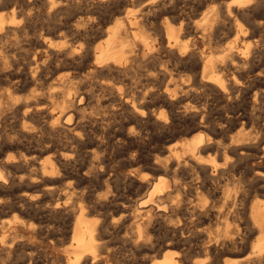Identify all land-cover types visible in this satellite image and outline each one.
I'll return each instance as SVG.
<instances>
[{
	"label": "bare ground",
	"instance_id": "1",
	"mask_svg": "<svg viewBox=\"0 0 264 264\" xmlns=\"http://www.w3.org/2000/svg\"><path fill=\"white\" fill-rule=\"evenodd\" d=\"M10 1H11V6L10 5L7 6V5L3 4L0 1V38L4 37L5 35H7L9 33H11V44H12L13 42L19 40L20 37L27 36L29 34L28 33L29 32V28L31 27L32 30H33V34L34 35H33V37L30 38V40L33 41L34 43L38 44L37 46H39L34 51L33 56L30 59V61L28 62V64H22V65L18 66L20 62L17 63V62H15L14 59H11V74L15 73L14 75L17 77L18 81L24 79V80H27L29 82L36 83L37 81L41 82V80H45L44 72H45V70L47 68H49L51 66L52 63H53V67L51 68L52 73L58 71L61 67H65V66L67 67V65H71V64H75L76 65V64H81V63L86 65L87 71L84 74H80L82 78H80L79 80L75 79V77L72 76V75H68L66 77H59L55 81L56 82V86L53 85L55 87V89L54 88L52 90L51 89L50 90L47 89V91L40 92V93L38 91L36 92V90L32 91L31 95L29 97L23 99V100H19L16 96H13V92L16 90V88H15V90L13 89L14 90L13 92L8 90L7 88H6V90L0 91V117H1V113L3 111L10 110L12 112H16L17 114H20L23 119H26V118L40 119V118H43L44 121H45V122L43 121L44 122V128L49 129L50 134L52 135V137H51L53 139V141H52L53 143L51 142L52 144H54L55 146H58L59 144H58L57 137L61 133H65L67 135L68 141L71 144H74L76 146H81L84 143V141L87 140L88 136L91 135V133L88 134V132H86V131L84 132L82 129L78 128L79 126L77 124L76 119H78L77 117H78V113L79 112L77 113L76 107L73 106V104L75 102H77L78 104H81L86 99H88L86 93L82 90V86L86 82H89L88 80L90 78H94V77L99 76L100 74H104V73L119 72L121 70H124L126 68L127 64H131L133 61H136L138 59H141V61L149 60V61L155 63V61H156L155 60L156 59L155 56L158 55V52L160 54V51L166 53L167 56L179 58L181 60V67L184 70H187L188 73H189L188 76H189L190 82L188 84H178V83L176 84L175 79H174V75H175V72H177V69L176 70L174 69L173 71L172 70L168 71V70H161L160 69L158 72H156V75H153L152 77L148 78L149 81L153 82L151 87L147 88L149 85L145 84L142 87L144 90H133V92L131 94L128 92L129 91L128 89H127L128 91H126V93L123 94V95H119L118 96V95H116L114 93L116 96H118L117 98L120 99V101L123 102L124 105H128L130 107L128 110H130V109L132 110L131 111L133 113L132 117H134L135 119L138 118L139 120H141V119L151 120L152 119V120H154V122L156 124H160L162 127L170 126V124H168V122H169L168 119H169L170 115H168V114L171 113L173 108L180 107L182 109L181 110L182 112H180V113H183L182 116H181L182 119L184 121H190L191 122V125L187 128V130H186L187 132L186 133L187 134L188 133H193L192 134L193 136H191L190 139H188V140L182 142V144H180V145H182V155H180L176 150L170 149V150H168V153L166 155L167 157H166V160L164 161V164H162V165H157L156 164L155 166H154V164H152L154 166L153 172L157 176H154L156 178L153 177V179H155V181L152 182V179H151L150 182H152V184H151L150 189L148 188L149 191H147L148 189L146 190L147 191L146 197L143 198L141 201L138 200V202L135 205L130 206V204H129L130 211L127 212V213H122L121 212V214H122L121 215L122 216L121 220L119 221V224L117 223L116 225L115 224L113 225L114 229L124 228L126 230L129 226L132 227L133 230H134L133 231L134 234H132L131 236L129 235L130 236L129 237V239H130L129 241H131V246L134 247L137 252H142L143 249L146 250V249L151 248L153 246V244L155 243L154 242V235L152 233V231L155 230L154 223L155 224L159 223V224L165 225L169 229V231L172 233V236H174V235L179 233L181 235V237H182L181 240H183V241L185 239H188V241L192 240L194 242L193 244H194L195 248H198L199 250H203L204 251V250H207V249H211L213 251L218 252L220 250H223L224 247H229V246L235 245V246L239 247L240 251H245L246 249H248V252L246 254H244L245 256H243L245 258L243 264H264V202H262V203H259V202H256V201L247 202V195H246L247 193H246L245 190L244 191L242 190V187L245 184V183L241 184L243 181L242 182L240 181L241 182L240 184L242 185V187L240 185H238V187L239 186L241 187L240 190L242 192L241 193L238 192V193H240L238 195H237V193L234 196L231 195L232 197H235V199L231 201L227 211H225V212L223 211L224 213H222V211L218 210L217 213H216L219 217H221V218L223 217L224 222L226 223V224H224L222 226L225 227V225H226V228H227L228 223L231 220H232L231 222H233V220H235L236 222H238V224H240V231L237 230L234 233L233 232L230 233L229 230L227 231V229L230 227V225H232L231 222H230V225H228V228L226 230L224 229L225 231H224V234L222 236V240L221 239L220 240L217 239V240H219L217 242V241H211L210 236L206 232H204L202 230H195L194 227L191 226V224H193V223L195 224V220H197V219L198 220H200V219L201 220L202 219H209V218L213 219L212 216H214L215 214L210 211L211 210V209H209V208H211L210 205L209 204H208L209 206L201 205V207H199V208H192V209H190V207L187 209V206L184 208L183 206H181L179 204H176V203H170V204L167 203L168 204L167 205L164 200H165V198H166V200L170 199V198H168L169 195H170L169 193H170V191L172 189V185L175 186L176 180L173 179L175 184L174 183L173 184H169V182L166 180L167 178L165 179V176L161 174V173H166L167 172L168 168L171 165V159H173L174 162H176V166H177L178 164H181L180 158L181 157H185V158L188 159L187 160V163H188L187 166L190 165L196 171H200V172H202L204 174L206 173L211 178L214 179V178H216L215 177L216 175L222 174L224 171L226 172L227 170H229L230 167H233L234 163L236 162V160H239V161H241L242 159H246L247 160V158L249 156L252 157L251 156L252 153L249 151V147L251 146V142H249V141L252 138L251 137V131H245L246 127L249 128L248 125H250V126L252 125V127H253L252 132H253V134H255V136H261V139L263 138V140H264V119L262 118L264 116V66L263 67H259L258 63L261 60H259L258 63H256L254 61L256 59L253 58L254 56H248L247 55L248 52H247V54H242V55L238 54L237 47L235 45L240 38L246 37V35H248L249 33H251L252 35H253V33L256 34L254 31L259 30L261 28H264V22L262 20H255V19H253L250 16V15H252L255 12V10L264 7V0H228V1L226 0L227 2H224L222 4H217V5L213 4L211 6L208 5L207 8L205 7V9H203V11H201V17H199L200 18L199 21L197 19H195V20L198 21L197 22V26L195 27V32L198 34V36L201 38V40H203L208 35L207 33L210 32L211 29H213L215 26L216 27H219V26L220 27H224L226 25L227 26L229 25L228 29H229L230 32L233 33L232 41L228 44V46H226L224 48V50L222 51V54L220 53L221 55L218 53V55H220V56L216 55L217 57L213 56V54L212 55L209 54L207 52V50L205 51V49L198 48V46L195 45V43L192 41V39H190V37H188L189 34H190L189 33V29H188V27L184 26L185 24L183 23L182 20L179 21V24L177 26L173 25L170 22L168 17H167L168 20H166L164 23H160V24H156L155 23L158 15L160 13H165V12L172 11L173 9H175L176 0H151L149 2L145 1L146 3H144L141 6L142 8L140 7V5L137 6V7L141 8L138 11L134 10V8H132L133 10H130L128 8L129 9L128 11L114 13L111 16H106V15H103L101 13L88 11L89 7H87V9H86L87 11H83V12L79 11L75 15H73L70 19H67L65 21H61L59 19L60 22L57 21L58 23H52L51 22L52 23L51 26L48 27V28H45V29L41 28V27L37 28V26H34V27L31 26L30 21H33V20H30L29 19L30 15L23 9L22 6L17 4V2L19 0H8V2H10ZM24 1H26L28 4H32V3L36 4L37 0H24ZM44 1H46V5H47V8H46V11H47L46 14L47 15L46 16H48V18L49 17H51V18L52 17H57L60 14H63V13H59V10L56 9L55 5L51 4L47 0H44ZM100 1H104V0H100ZM193 1H195V3L197 2V0H193ZM8 2H7V4H8ZM132 4H134V3H132ZM124 7H125V5H124ZM198 14H199V12H198ZM198 14H196V15L198 16ZM62 16H64V15H62ZM173 16H175V15H172V16L170 15V17H173ZM185 16H187V15H185ZM177 17H178V15H177ZM243 18L247 19L246 26H243V24H242L241 19H243ZM62 20H64V19H62ZM46 24H47V22H46ZM221 30L222 29H220V31ZM152 31H154V33ZM254 39H256V38L254 37ZM254 39H253V41H254ZM225 40H227V39L225 38ZM230 40H231V38H230ZM238 43H240V42H238ZM245 43L246 42H244V44ZM248 43H250V42H248ZM258 44H260V42ZM246 46H247V44H246ZM251 46H252V43H251ZM250 47H249V49H250ZM11 48L13 49L12 46H11ZM38 48H40V50H38ZM263 48H264V46H263ZM258 52H259V50H258ZM41 53L44 54L45 58H44V60L42 62H38V60L36 58L37 57L36 55H38V54L40 55ZM253 55H255V54H253ZM0 59H2V58L0 57ZM263 59H264V57H263ZM55 61H59V62L54 65ZM145 63H147V62H145ZM174 66H175V64H174ZM69 73H70V71H69ZM167 78H168V80H166ZM97 80H100V78L97 79ZM164 81H165V83H164ZM255 84H259V87L256 88L254 86L251 89H249L251 86H253ZM84 87H87V86L84 85ZM97 87H98V85H97ZM196 87H206V88L212 89L214 91L216 90L218 93H220V95L223 96L224 100H226L229 103V105H230V103L231 104L232 103H236L237 104L239 101L248 103L249 100H250V111H247V108L246 109H239L240 107L239 108H234V107L231 108L230 107L231 109L228 110L229 112L227 113V116L225 115V119H223L224 120L223 126L228 128V132H227V134H225L226 135V140H227L226 143H224L225 141L223 143L221 141V143H220L219 142L220 138L219 139L217 138L218 135L223 134V131H224L223 128L224 127L223 128L222 127L219 128V126L216 127V123L214 122L216 119H214V121H213L209 117V115H206L205 113H202V111L199 110L200 108H198V106H197L198 105L197 102H196V104H197L196 105L194 103L192 104L189 101L188 98H189L191 92ZM24 88H26V87H24ZM135 88H136V86H135ZM44 90H46V89H44ZM123 90H124V88H123ZM109 93H111V92L109 91ZM109 93H108V95H109ZM194 93H192V95ZM140 94H144V95L145 94H149V97H150V95L154 96L155 94H157L160 97V99H161V103L163 102V104L166 107L163 108L162 111L160 110L158 115H156V113H155L156 111L154 112V111H150L149 110L148 111L149 113H146V105L143 104L142 102H139L138 99H137ZM91 96H92V94H91ZM123 96H124V99H122ZM145 96H147V95H145ZM110 99H109V101H110ZM149 99H151V98H149ZM112 101H113V99H112ZM144 101H146V100H144ZM77 103H75V104H77ZM151 104H153V103H151ZM121 105H122V103H121ZM226 105H227V103H226ZM159 106H161V104ZM79 107H81V106L79 105ZM199 107H200V105H199ZM180 108L178 110H180ZM226 111H224V112H226ZM208 113H209V111H208ZM129 114H130V112H129ZM121 115H122V112H121ZM221 116H223V115H221ZM198 118H199V121L197 122ZM203 122L206 123V124H204ZM16 124H18V122ZM176 125L177 124H175V126ZM97 128H99V127H97ZM159 128H160V126H159ZM204 128L205 129L208 128L209 130H211V132L210 133H207V132L204 133L205 130L202 131ZM249 129H247V130H249ZM1 130L2 129H0V142H4L8 136L6 137L5 134L1 133ZM21 131H23V130H21ZM16 132H17V130H16ZM23 132L26 133V134H29V131L24 130ZM132 132H134V131H132ZM12 133H14V132H12ZM123 133H125V132H123ZM103 134L106 135V133H103ZM109 134H111V133H109ZM96 135H97V133H96ZM119 136H121V135H119ZM108 139H109V137H108ZM38 140L40 141V139H38ZM22 141H23V139H22ZM172 143H173V141H172ZM125 144H126V142H125ZM4 145H6V144H4ZM47 145H48V143H47ZM253 145L255 146V144H253ZM37 146H38V144H37ZM260 146L261 147L258 148L257 157L259 159L263 160L264 159V141H263L262 145H260ZM61 147H62V145H61ZM92 147H94V146H92ZM4 148H5V146H4ZM98 148H99V145H98ZM118 148H119V146H118ZM54 149H55V147H54ZM68 149H66V146H65V148H63L61 150H58V153L48 154V155L43 156V154L45 152H47V150H48V147L45 148V146H44L43 149H38L35 152H33L31 156H28V157H25V156H13L12 160H8V161L9 162L12 161V163L20 164L23 167L31 165L33 173H35L37 175H41L43 177H46L47 179H52L53 174H57V172H59V170L62 168L63 162H68L69 160H71L70 157H69V155L71 153H68L69 152V151H67ZM94 149H96V148H94ZM211 149L212 150L214 149L215 153H217L218 150L221 151L222 157H223V159H222L223 161L222 162H220V161L217 162L216 161L217 160L216 159L217 155H215V154H213V155H215V159H214L213 156H212L213 158L211 157L212 159H210V160H208L206 158V156L211 155V153H210ZM166 150H167V148H166ZM55 151H56V149H55ZM82 153H83V151H82ZM255 153H256V151H255ZM1 154L2 153H0V155ZM217 154H219V152ZM92 156H94V155H92ZM157 156H158V154H157ZM133 157H135V156H133ZM85 158H87V157H85ZM98 158L100 159V157H98ZM103 158H101V160ZM129 158H131V157H129ZM253 158H251V159H253ZM134 159H136V158H134ZM88 160H89V158H88ZM95 161H96V159H95ZM128 161H129V159H128ZM85 162H86V160H85ZM133 163H135V162H133ZM89 164H91V163H89ZM184 166H186V165H184ZM239 167H241V166H239ZM13 168L14 167H12V169ZM67 168H69V167H67ZM234 168L235 167H233V169ZM89 169H86V171L87 170L89 171ZM149 169H151V167ZM186 169L187 168H185V171H187ZM8 170H10V168ZM8 170L5 169V165L4 164L0 165V189H4V188L7 189L9 184L13 180V178L10 175ZM65 170H68V169H65ZM10 171L12 172V170H10ZM77 171H79V170H77ZM188 173H190V172L188 171L187 174ZM229 173L230 172H228V174ZM235 173L237 174V172H235ZM76 174H78V173H76ZM253 174H254L253 177L255 179L258 178V179L264 180V172L263 171L257 170ZM195 175H197V174H195ZM208 175L206 177H208ZM230 175L231 176L233 175L232 171H231ZM230 175H228V176H230ZM102 176L104 177L103 174H102ZM220 176H222V175H220ZM174 177L176 178V176H174ZM232 178H234V177L232 176ZM79 180H81V179L79 178ZM208 180H209V178H208ZM224 180H225V178H224ZM230 180L233 181L232 179H229V182H230ZM238 180H239V177H238ZM238 180L236 181L237 184H238ZM250 180H252V179H250ZM135 182L138 185L137 187H139V188L144 186L143 182H141L140 180L139 181H135ZM144 182H145V180H144ZM19 183H20V180H19ZM104 183H106V182H104ZM27 184H29V183H27ZM146 184H147V182H146ZM202 184H203V182H202ZM23 185H21V186H23ZM147 187H149V186H147ZM233 187H234V185H233ZM250 187H251V183H250ZM51 189H52L51 187L42 189L41 193L39 195L37 194L38 196L36 195L37 196V197H35L36 200H34L33 202H30L31 199H27L26 196H24L23 198L27 199V201L29 200L28 203L29 204H33L37 208V204H39L43 200V197L45 195H49L51 197V193H53V191ZM21 190H22V188H21ZM214 191H216V189ZM231 192H233V191H230V193ZM235 192H237V191H235ZM218 193H219V191H218ZM228 193H229V191H228ZM228 193L226 194V197H225L226 199H227ZM52 195H54V194H52ZM61 196H63V195L59 194L57 196V198H55L56 199L55 201H51V203L49 202V204L47 205V210H49L50 212H54V213L55 212L59 213L62 210L64 212V210H67V208H68V206H67L68 200L65 201V202H60L59 200H60ZM70 196H72V195H70ZM178 196H179V193H178ZM228 197L231 198L229 195H228ZM253 197H255V196H253ZM7 198H9V197H7ZM113 198H114V196H113ZM215 198H216V196H215ZM53 199H54V197H53ZM84 200H85V198H84ZM262 200H263V197H262ZM132 201H135V200L132 199ZM2 202H0V206H1ZM226 202L228 203V201H226ZM25 203H26V201H25ZM25 203H23V204H25ZM45 204H46V202H45ZM108 204H109V202H108ZM133 204H134V202H133ZM40 206H42V205H40ZM101 206H102V204H101ZM223 206H224V204H223ZM120 207L122 209H124V211H127V206L121 205ZM24 208H25V206H24ZM97 209H100V208H97ZM122 209H120V210H122ZM222 209H223V207H222ZM93 210H95V209H93ZM101 210H102V208H101ZM86 212L87 211L85 210V208L81 206L79 208V210H78V213L73 216L74 218L72 219L73 221H72V225H71V229H70L69 242H68V244L66 246V249H65L66 257H65V260H64V264H101V262L103 264V261H102L103 255L98 253L97 250L103 244V242L106 241V239L105 240H103V239L105 238V235H107L108 227L105 226L102 223H99V222L95 221V220L87 219L86 218ZM61 213L62 212H60V214ZM99 214H100V212H99ZM42 216H44V215H42ZM68 216H70V215L68 214ZM89 218H91V217H89ZM110 218L112 219V217H110ZM125 218H129L130 223L125 224V222H126ZM56 219L58 220L57 217H56ZM92 219H93V217H92ZM96 220H97V218H96ZM64 221H65V218H64ZM67 221H68V219H67ZM214 222H215V220H214ZM219 223H222V222H218V224ZM8 224H9V222H8ZM18 224H20V223H18ZM48 224H50V223H47V226H48ZM106 224H107V222H106ZM234 224H236V223H234ZM13 225H14V223H13ZM215 225L217 227V224H215ZM238 226L239 225H237L236 227H238ZM6 227H7V223H6V225L0 224V229H4ZM205 227H206V225H205ZM34 228H35V226H34ZM37 228H39V227H37ZM41 228H42V226H41ZM153 228H154V230H153ZM162 228H163V226H162ZM167 228L164 227V229H167ZM66 229H65V231H66ZM128 230H129V228H128ZM131 230H130V232H131ZM28 232H30V231H28ZM38 232H39V230H38ZM53 232H56V231H53ZM63 232H64V230H63ZM117 232H119V231H117ZM184 233H187V235L185 237L182 236ZM219 233H220V236H221V232H219ZM254 233H256L258 235V238L254 242H252V241H250V239L252 238ZM4 234H6V233H4ZM20 234H22V233H20ZM47 234H49V233H47ZM112 234H109V235L112 236ZM163 234H165V233H163ZM160 235H162V234H160ZM16 236H15V238L18 237V236L17 237ZM52 236H53V234H52ZM215 236H217V235H215ZM121 238L123 239V237H121ZM175 238H177V237L175 236ZM253 238H254V236H253ZM113 239H115V236L113 237ZM124 239H125V237H124ZM164 239H166V237ZM55 240H56V238L54 239V241ZM22 241H24V240H22ZM39 242H41V241L39 240ZM22 243H24V242H22ZM22 243H20V244H22ZM105 243H107V242H105ZM111 243H113V242H111ZM177 243H178V241H177ZM4 244H5V242H4V239H3L1 245H4ZM29 244H31V243H29ZM34 245L35 244H33V246ZM121 245H122V242H121ZM173 245H175V244H173L172 242L166 241V242L162 243L160 248L158 247L159 248L158 250H156V248H155L156 252L154 253V255H160V257L154 258V260H151L148 264H195L193 261H189L187 259L186 255L182 254L183 252H181V251L178 252L177 256H174L172 253H168L167 252L168 251V247L173 246ZM108 246H109V244H108ZM20 247H22V246H20ZM31 247H32V245H31ZM111 247H112V244L110 245L109 249ZM127 247H128V245H127ZM2 248L6 249L8 247L2 246ZM33 248H35V247H33ZM104 248H106V247H104ZM119 249H118V252H119ZM191 249H193V245H192ZM234 249H235V247H234ZM19 250H20V248H19ZM22 250H20V251H22ZM189 250H190V248H189ZM0 251L2 252V250H0ZM115 251H116V249H115ZM123 251H122V253H123ZM126 251H129V250H126ZM232 251H233V249H232ZM226 252H227V249H226ZM120 253H121V251H120ZM132 253H133V251H132ZM149 253H151V252H149ZM230 253H232V252H230ZM129 254H131V253H129ZM27 255H29V254H27ZM132 255L133 254H131V256ZM60 256H62V255H60ZM142 256H144V255H142ZM134 257H137V256H134ZM206 257H208V256H205V258ZM152 258H153V256H152ZM213 258H215V257H213ZM233 258L235 259V260L233 259L234 261L231 260L230 262L228 261V262H225L224 264H238V262L240 260L239 257L237 259L235 257H233ZM113 259H115V258H113ZM208 259H209V257H208ZM22 260H23V258H22ZM202 260L203 259H201V262L205 263L207 258H206V260L204 259L205 261L204 260L202 261ZM236 260H238L237 263L235 262ZM126 261H127V259H126ZM209 261H210V259H209ZM241 263H242V261H241Z\"/></svg>",
	"mask_w": 264,
	"mask_h": 264
},
{
	"label": "rangeland",
	"instance_id": "2",
	"mask_svg": "<svg viewBox=\"0 0 264 264\" xmlns=\"http://www.w3.org/2000/svg\"><path fill=\"white\" fill-rule=\"evenodd\" d=\"M0 1L3 4L7 5V6L8 5L11 6V1L10 2H8V0H0ZM47 1H49L51 4L55 5L56 9L59 10V13H63V14H60L57 17H52V18L49 17L48 18V16H46L47 15L46 14L47 5H46V1H44V0H37L36 4L35 3L28 4L24 0L23 1L19 0L17 2V4L22 6L23 9L30 15L29 19L33 20V21H30L31 26H33V27L37 26V28L41 27V28L45 29V28L50 27L52 23H58V22H60V20L61 21H65L67 19H70L73 15H75L79 11H81V12L87 11L86 10L87 7H89L88 11L101 13V14L106 15V16H111L114 13H119V12H123V11L125 12V11H128L129 9L133 10L132 8H134V10L138 11V10H140L142 8L141 6L144 3H146L145 1L149 2L151 0H126V1L125 0H104V1H100V0H86V1L85 0H47ZM227 1L226 0H222V1L221 0H197V2L195 3V1H193V0H176L175 9H173L172 11L165 12V13H160L158 15L155 23L156 24L164 23L166 20H168L167 19V17H168L170 22L173 25L177 26L179 24V21L182 20L183 23L185 24L184 26L188 27V29H189V33L190 34H189L188 37H190V39H192V41L195 43L196 46H198V48L205 49V51L207 50V52L209 54H211V55L213 54V56H216V55L220 56L222 54V51L224 50V48L226 46H228V44L233 39V33L230 32L229 29H228L229 25L228 26L226 25L224 27H220V26L216 27L215 26L213 29H211L210 32L207 33L208 35L203 40H201V38L195 32V27L197 26V22L200 19L199 17H201V11H203V9H205V7L207 8L208 5L211 6L213 4H216V5L217 4H222V3L227 2ZM7 2H8V4H7ZM132 3H134V4H132ZM124 5H125V7H124ZM139 5H140L141 8L137 7ZM262 11L264 12V7L255 10V12L252 15H250V16L253 19H255V20H262L264 22V16H263L264 13ZM198 12H199V14H198ZM196 14H198V16ZM62 15H64V16H62ZM170 15L171 16L175 15V16H173L174 17L173 18V17H170ZM177 15H178L179 18L177 17ZM185 15H187V16H185ZM61 18L64 19V20H62ZM195 19H197L198 21L195 20ZM241 21H242L243 26H246L247 19L243 18V19H241ZM46 22H47V24H46ZM220 29H222V30L220 31ZM152 32L154 33V31H152ZM254 32L256 34L253 33V35H252L251 33H249L248 35H246V37L240 38L235 45L237 47L238 54L242 55V54H247V52H248L247 55L248 56H254L253 58L256 59V60H254L256 63H258V61L261 60L258 64H259V67H263L264 66L263 65L264 64V59H263V57H264V55H263L264 54V51H263L264 50V48H263V46H264V28H261L259 30L254 31ZM28 33L29 34L27 36L20 37L19 40L13 42L12 44H11V33H9V34L5 35L4 37L0 38V55H1L0 57L2 58V59H0V61H1L0 62V75H1L0 76V91L6 90V88H7L8 90L13 92L15 90V88H16V90L13 92V96H16L19 100H23V99L29 97L31 95L32 91L36 90V92L38 91L40 93V92L47 91V89L48 90H50V89L52 90L53 88L55 89V87L53 85L56 86V82L55 81L59 77H66L68 75H72L77 80L82 78L80 74H84L87 71V68H86L85 64L81 63V64H76V65L75 64L67 65V67L66 66L65 67H61L58 71L52 73V70H51V68L53 67V63H52L51 66L45 70V72H44L45 80H41L42 83L40 81H37L36 83H32V82H29V81L24 80V79L18 81L17 77L14 75L15 73L11 74V59H14L15 62H17V63L20 62L18 66H20L22 64H28V62L30 61V59L33 56L34 51L37 49V47H39V46H37L38 44H36V43H34L33 41L30 40V38L33 37V35H34L33 34V30H32L31 27L29 28V32ZM254 37L257 40L254 39ZM225 38L227 40H225ZM230 38H231V40H230ZM253 39H254V41H253ZM243 41L246 42V43L244 44ZM247 41L250 42V43H248ZM238 42H240V43H238ZM259 42H260V44H258ZM251 43H252V46H251ZM246 44H247V46H246ZM11 46L13 47V49L11 48ZM249 47H250V49H249ZM38 50H40V48H38ZM258 50H259V52H258ZM218 53L219 54L221 53V54L218 55ZM253 54H255V55L257 54L256 55L257 57L255 55H253ZM36 56H37L36 58H37L38 62H42L44 60V58H45L44 54H42V53L40 55L38 54ZM155 57H156L155 63H153V62H151L149 60L141 61V59H138L136 61H133L131 64H127L126 68L124 70H121L119 72L100 74L99 75L100 77L96 76L94 78H90L88 80L89 82H86L84 84L87 87H84V85L82 86V90L86 93L88 99H86L81 104H78L77 102H75L77 104L74 103L73 106L76 107L77 113L79 112L78 113V117H77L78 119H76L77 124L79 126L78 128L82 129L84 132L85 131L88 132V134L91 133V135L88 136L87 140H85L84 143L81 146H76L74 144H71L68 141L67 135L65 133H61L58 136L59 138L57 137L58 144H59L58 146H55L54 144H52L53 143L52 142L53 139L51 138L52 135L50 134L49 129L44 128V122L45 121H44L43 118H40V119H35V118L23 119L20 114H17L16 112H12L10 110L3 111L1 113V117H0V129H2L1 133L5 134L6 137L7 136L8 137L6 138V140L4 142H0V153H2L0 155V165L4 164L6 170H8L9 168H10V170H12V172L10 170H8V171H9L10 175L13 178V180H12L13 183L11 182L7 189L6 188L0 189V202L3 201L1 206H0V209H1L0 210V216H1L0 217V224L6 225V223H7V227L6 228L0 229V250H2V252L0 251V264H12L13 262H14L13 264H27V263L28 264H51V263L52 264H64V260H65V257H66L65 249H66V246H67V244L69 242L70 229H71V225H72V221H73L72 219L74 218L73 216L78 213V210H79V208L81 206L84 207L85 210L87 211L86 212V218L87 219L95 220V221H97L99 223H102V224H104L105 226L108 227L107 235H105V238L103 239V240L106 239V241H104L103 244L99 247L100 249L98 248V250H97L98 253L103 255V257H102L103 264H122V263L123 264H141V263L142 264H148L151 260H154V258L160 257V255H154V253L156 252V250H158L161 247L162 243H164L166 241H169V242H172L173 244H175L173 246L168 247V251H167L168 253H172L174 256H177L178 252L181 251V252H183L182 254L186 255V257H187V259L189 261H193L195 264H205V263L206 264H212V263L213 264H217V263L218 264H224L225 262H228V261L230 262L231 260L234 261L235 259L233 257H235L236 259L239 257V259L242 261V263H241V261L239 259H238L239 262H238V260H236L235 262L236 263L238 262V264H243L244 259H245L243 256H245L244 254H246L248 252V249H246L245 251H240L238 246L233 245V246H229V247H224L223 250H220L218 252L213 251L211 249H207V250H204V251L203 250H199L198 248H195V246L193 244L194 242L192 240L188 241V239H185L184 240L185 242H184L183 240H181L182 237H181V235L179 233L174 235V236H172V233L169 231V229L165 225H162V224H159V223H156V224L154 223V225L156 227L154 226L155 230L153 228L154 231H152V233L154 235V242L155 243L153 244V246L151 248H148L146 250L143 249L142 252H137L135 250V248L131 246V241H129L130 240L129 237L132 234H134L133 233L134 230H133L132 227L129 226L130 224L128 225L129 226L128 227L129 230H128V228L126 230L124 228L114 229L113 225L114 224L116 225L117 223L119 224V221L121 220V217H122L121 216L122 215L121 212L122 213L129 212L130 211L129 204H130V206L135 205L138 202V200L141 201L143 198L146 197L147 191H149L152 182L155 181V179H153V177L157 176L153 172L154 166L156 164L157 165L164 164V161L166 160V157H167L166 155L168 153V150H170V149H174L180 155H182V145H180V144H182V142L190 139L191 136H193L192 135L193 133H188V134L186 133L187 132L186 130L191 125V122L190 121H184L182 119L181 116H182L183 113H180V112H182L181 111L182 109L180 107L173 108L171 113L168 114V115H170L169 119H168L169 122L171 121L170 123L168 122V124H170V126L162 127L160 124H156L154 122V120H152V119L151 120H144V119L139 120L138 118L135 119L134 117H132V115H133V113L131 112L132 110L131 109L128 110L130 107L128 105H124L123 102H121L120 99L117 98L119 95L125 94L126 91H128V90H129L128 92L130 94L133 92V90H144L142 87L145 84L149 85L147 88L151 87L153 82L149 81L148 78L152 77L153 75H156V72H158L160 69L161 70H168V71H170V70L173 71L174 69L175 70L177 69V72H175V75H174V79H175L176 84L177 83L178 84H188L190 82L189 76H188L189 73H188L187 70H184L181 67V60L179 58L167 56L166 53H164L162 51H160V54L158 52V55H156ZM58 62L59 61H55L54 65L56 63H58ZM145 62H147V63H145ZM174 64H175V66H174ZM69 71H70V73H69ZM99 78H100V80H97ZM166 80H168V78ZM164 83H165V81H164ZM97 85H98V87H97ZM135 86H136V88H135ZM254 86L257 88V87H259V84H255V85L251 86L249 89H251ZM24 87H26V88H24ZM123 88H124V90H123ZM44 89H46V90H44ZM109 91L111 93H109ZM108 93H109V95H108ZM114 93L116 95H118V96H116ZM192 93H194V94L192 95ZM91 94H92V96H91ZM145 95H147V96H145ZM145 95L144 94H140L137 99H138L139 102H142L143 104L146 105V113H149L148 111L150 110V111H154V112L156 111L155 113H156V115H158L159 111L160 110L162 111L163 108L166 107L163 104V102L161 103V99H160V97L157 94H155L154 96L150 95V97H149V94H145ZM190 96L188 98L189 101L192 104L193 103L196 104V102H197L198 105L197 104L196 105L198 106V108H200L199 110L202 111V113H205L206 115H209V117L213 121H214V119H216L214 122L216 123V127L219 126V128H221V127L223 128L224 127L223 126V122H224L223 119H225V115L227 116V113L229 112L228 110L231 109L232 107H234V108H239L240 107L239 109H246L247 108V111H250V100H249L248 103L239 101L237 104L236 103H232V104L230 103V105H229V103L226 100H224L223 96L220 95V93H218L216 90L214 91V90L206 88V87H196V88H194V90L191 92ZM149 98H151V99H149ZM109 99H110V101H109ZM112 99H113V101H112ZM122 99H124V96H123ZM144 100H146V101H144ZM121 103H122V105H121ZM151 103H153V104H151ZM226 103H227V105H226ZM160 104H161V106H159ZM79 105L82 108L79 107ZM199 105H200V107H199ZM179 108H180V110H178ZM208 111H209L210 114L208 113ZM224 111H226V112H224ZM121 112H122V115H121ZM129 112H130V114H129ZM221 115H223V116H221ZM262 118L264 119V116ZM16 121L18 122V124H16L17 123ZM198 121H199V118H198L197 122ZM175 124H177L176 125L177 127L175 126ZM204 124H206V123H204ZM159 126H160V128H159ZM97 127H99V128H97ZM248 127L250 129L246 127L245 131H251V137L252 138H251V140L249 142H251V146L250 147L252 149L249 147V151L253 155L251 154L252 157L249 156L248 157L249 159L247 158V160L246 159H242L241 161L236 160V162H235L236 164L234 163V166H233L236 169L235 168L233 169V167H230L229 170H227L228 172H230L229 174H228L227 171L226 172L224 171L225 173L223 172L222 174H218V175L215 176L216 178L213 179L206 173H205L206 174L205 175L204 173H202L200 171H196L190 165H188L189 166L188 167L187 166V164H188L187 160L188 159L185 158V157H181L180 158L181 164H178L177 166H176V162H174V160L171 159V165L168 168L167 172L166 173H161L162 175L165 176V179L167 178L166 180L169 182V184H173L174 183L173 179L176 180V182H175L176 184L174 183L175 186L172 185V189H171V191L169 193L171 195V196L169 195V197H168V198H170L169 199L170 201L168 199L166 200V198L164 200L166 204L167 203L168 204L176 203V204H179V205L183 206L184 208L187 206V209L189 207H190V209H192V208H199V207H201V205H205V206H209L210 205V207H211V208H209V209H211L210 211L215 214L214 216H212L213 219L212 218L202 219V220L201 219L200 220L197 219V220H195V224L193 223V224H191V226H193L195 230H202V231L206 232L210 236L211 241H217L218 242L220 239L222 240V236L224 234V231L228 228V225H230V222L232 220L228 223L227 228H226V225H225V227L222 226V225H224L226 223L224 222L223 217L222 218L219 217L216 213H217L218 210L222 211V213L227 211V209L229 208V204L231 203L232 200L235 199V197H232V196H234L236 193L238 195V194H240L242 192L240 190L241 187H242L241 184L245 183L247 185L246 186L244 184V186L242 187V190L243 191L245 190L246 193H247L246 194L247 195V202H250V201H256V202H259V203L264 202V183H263L264 180H261V179H258V178H256L257 179L256 180L253 177L254 176L253 173H255L257 170H260V171L264 172V159L261 160V159H259L257 157L258 148L261 147L260 145H262L264 140H263V138L261 139V136H255V134H253L252 125L251 126L248 125ZM247 129H249V130H247ZM16 130H17V132H16ZM21 130L29 131V134H26V133H24ZM223 130H224L223 134H220L217 137L218 139L220 138V141H219L220 143H221V141H222V143L224 141H225L224 143L227 142L225 134H227L228 128L224 127ZM132 131H134V132H132ZM202 131H204V133L205 132H207V133L211 132V130H209L208 128L207 129L204 128ZM12 132H14V133H12ZM123 132H125V133H123ZM96 133H97V135H96ZM103 133H106V135L103 134ZM109 133H111V134H109ZM119 135H121V136L123 135L124 137L123 136L121 137ZM107 136L109 137V139H108ZM22 139H23V141H22ZM38 139H40V141ZM172 141H173V143H172ZM125 142H126V144H125ZM47 143H48V145H47ZM4 144H6V145H4ZM37 144H38V146H37ZM60 144L62 145L63 148H65V146H66V149L69 148L67 151H69L68 153H71L69 155L71 160H69L68 162H63L62 168L59 170V172H57L58 175L57 174H53L52 179H47L46 177H43L41 175H37V174L33 173L31 165L23 167L20 164H16V163H12V161L11 162L8 161V160H12L13 156H25V157L31 156L33 152H35L38 149H43L44 146H45V148L48 147V150H47V152H45L43 154V156L48 155V154H55V153H58V150L63 149ZM253 144H255V146ZM98 145H99V148H98ZM4 146H5V148H4ZM92 146H94V147H92ZM118 146H119V148H118ZM54 147H55L57 152L55 151ZM94 148H96V149H94ZM166 148H167V150H166ZM81 150L83 151V153H82ZM255 151H256V153H255ZM218 152H219V154L221 153V151H219V150H218ZM210 153H211V155L206 156V158L208 160L212 159L213 157L215 159V155H217V157H216L217 160L216 161L217 162H219V161L222 162L223 161L222 160L223 159L222 153L219 155V154L214 152V149L213 150L211 149ZM157 154H158V156H157ZM213 154H215V155H213ZM92 155H94V156H92ZM132 155L135 156V157H133ZM85 157H87V158H85ZM98 157H100V159ZM129 157H131V158H129ZM88 158H89V160H88ZM101 158H103V159L101 160ZM134 158H136V159H134ZM251 158H253V159H251ZM95 159H96V161H95ZM128 159H129V161H128ZM85 160H86V162H85ZM132 161L135 162V163H133ZM89 163H91V164H89ZM152 164H154V166ZM184 165H186V166H184ZM239 166H241L242 168L239 167ZM12 167H14V168L12 169ZM67 167H69V168H67ZM150 167H151V169H149ZM64 168L68 169V170H65ZM185 168H187L186 169L187 171H185ZM86 169H89V171L88 170L86 171ZM77 170H79V171H77ZM188 171L190 173L187 174ZM231 171H232V174H233L232 176L234 178H232V176L230 175ZM235 172H237V174ZM76 173H78V174H76ZM102 174L104 175V177L102 176ZM195 174H197V175H195ZM207 175H208V177H206ZM220 175H222V176H220ZM226 175L227 176L230 175V176L227 177ZM174 176H176V178ZM237 176L239 177V180H238ZM223 177L225 178V180H224ZM79 178L81 180H79ZM154 178H156V177H154ZM208 178H209L210 181L208 180ZM18 179L20 180V183H19ZM151 179H152V182H150ZM229 179H232L233 181L230 180V182H229ZM250 179H252V180H250ZM139 180L141 182H143V185H144L141 188L137 187L138 185L135 182V181H139ZM144 180H145V182H144ZM237 180H238V184L236 182ZM240 181L241 182L243 181V182L241 183ZM104 182H106V183H104ZM146 182H147V184H146ZM202 182H203V184H202ZM27 183H29V184H27ZM250 183H251V187H250ZM232 184L234 185V187H233ZM21 185H23V186H21ZM238 185H240L241 187L240 186L238 187ZM147 186H149V187H147ZM50 187L52 188L51 190L53 191V193H51V197L49 195H45L43 197V200L39 204H37V208L38 209L33 204H29L28 203L29 200L27 201V199H31L30 202H33L34 200H36L35 197H37L41 193L42 189L50 188ZM213 187L216 189V191H214L215 189ZM244 187L245 188L247 187V188L245 189ZM21 188H22V190H21ZM218 191H219V193H218ZM228 191H229V193H228ZM230 191H233V192L230 193ZM235 191H237V192H235ZM238 192H240V193H238ZM178 193H179V196H178ZM227 193L231 197V198H229L228 195H227V199L228 200L225 198ZM52 194H54V195H52ZM59 194L63 195V196H61V198L59 200L60 202H65V201L68 200V202H67L68 203L67 204L68 208H67V210H64V212H63V210L60 211V212H62L61 214H60V212L59 213L58 212H55V213L54 212H50L49 210H47V205L49 204V202L51 203V201H55L56 200L55 198H57V196ZM70 195H72V196H70ZM24 196H26L27 199H24L23 198ZM113 196H114V198H113ZM215 196H216V198H215ZM253 196H255V197H253ZM7 197H9V198H7ZM53 197H54V199H53ZM262 197H263V200H262ZM84 198H85V200H84ZM132 199L135 200V201H132ZM25 201H26V203H25ZM226 201H228V203ZM45 202H46V204H45ZM108 202H109V204H108ZM133 202H134V204H133ZM23 203H25V204H23ZM101 204H102V206H101ZM223 204H224V206H223ZM40 205H42V206H40ZM121 205L127 206V211H124V209H122L120 207ZM24 206H25V208H24ZM222 207H223V209H222ZM97 208H100V209H97ZM101 208H102V210H101ZM119 208L122 209V210H120ZM93 209H95V210H93ZM99 212H100V214H99ZM68 214L70 216H68ZM42 215H44V216H42ZM87 215L89 217H91V218H89ZM56 217L58 218L59 221L56 219ZM92 217H93V219H92ZM110 217H112V219ZM64 218H65V221H64ZM96 218H97V220H96ZM67 219H68V221H67ZM214 220H215V222H214ZM61 221L62 222L64 221V222L62 223ZM125 221H126L125 224L130 223L129 218H125ZM8 222H9V224H8ZM106 222H107V224H106ZM218 222H222V223L218 224ZM13 223H14V225H13ZM18 223H20V224H18ZM47 223H50V224H48V226H47ZM234 223H236L239 226L236 227L237 225L234 224ZM215 224H217L218 228L216 227ZM231 224H232V225H230L231 228L229 227L227 229V231L229 230L230 233H232V232L234 233L237 230L240 231V224H238V222L233 220V222H231ZM205 225H206L207 228L205 227ZM34 226H35V228H34ZM41 226H42L43 229L41 228ZM162 226H163V228H162ZM37 227H39V228H37ZM164 227L167 228V229H164ZM37 229L39 230V232H38ZM65 229H66V231H65ZM63 230H64V232H63ZM130 230H131L132 233L130 232ZM28 231H30V232H28ZM53 231H56V232H53ZM117 231H119V232H117ZM19 232L22 233V234H20ZM219 232H221V236H220ZM4 233H6V234H4ZM47 233H49V234H47ZM163 233H165V234H163ZM52 234H53V236H52ZM109 234H112V236L109 235ZM160 234H162V235H160ZM255 234L256 233L253 234L254 238L252 236L253 239L251 238L250 241L254 242L258 238V235L257 234L255 235ZM14 235L15 236L17 235L18 237L16 236L17 238H15ZM177 235L178 236L180 235V236L178 237ZM186 235H187V233H184L182 236L185 237ZM215 235H217V236H215ZM114 236H115V239H113ZM164 236L166 237V239H164L165 238ZM175 236L177 238H175ZM121 237H123V239L125 237L126 240L125 239L123 240ZM55 238H56V240H55L56 242L54 241ZM3 239H4L5 244L1 245ZM217 239H219V240H217ZM22 240H24V241H22ZM39 240L41 242H39ZM176 240L178 241V243H177ZM22 242H24V243L26 242V243L24 244ZM105 242H107V243H105ZM111 242H113V243H111ZM121 242H122V245H121ZM20 243H22V244H20ZM29 243H31V244H29ZM33 244H35V245L33 246ZM108 244H109V246H108ZM111 244H112V247H111L112 249L111 248L109 249ZM31 245H32V247H31ZM127 245H128V247H127ZM192 245H193V249H191ZM2 246L8 247V248L5 249V248H2ZM20 246H22V247H20ZM33 247H35V248H33ZM104 247H106V248H104ZM234 247H235V249H234ZM19 248H20V250H22L23 248L24 249L22 251H20ZM155 248H156V250H155ZM189 248H190V250H189ZM115 249H116V251H115ZM118 249H119V252H118ZM125 249L129 250V251H126ZM226 249H227V252H226ZM232 249H233V251H232ZM131 250L133 251V253H132ZM120 251H121V253L123 251V253L121 254ZM128 252L133 254V255L131 256V254H129ZM149 252H151L152 254L149 253ZM230 252H232L233 254L230 253ZM27 254H29V255H27ZM60 255H62V256H60ZM142 255H144V256H142ZM134 256H137V257H134ZM152 256H153V258H152ZM205 256H208L210 261H209L208 257H206L207 258V260H206ZM21 257L23 258V260H22ZM213 257H215V258H213ZM113 258H115L116 260L113 259ZM200 258L203 259V260L205 259L206 262L202 263ZM126 259H127V261H126ZM101 264H102V262H101Z\"/></svg>",
	"mask_w": 264,
	"mask_h": 264
}]
</instances>
